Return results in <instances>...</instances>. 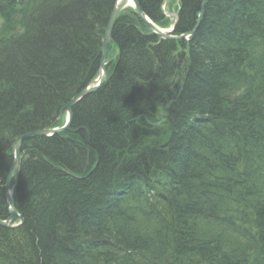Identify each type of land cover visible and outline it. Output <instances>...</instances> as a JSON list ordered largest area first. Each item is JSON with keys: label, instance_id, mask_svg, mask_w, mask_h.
<instances>
[{"label": "trees", "instance_id": "16d2710c", "mask_svg": "<svg viewBox=\"0 0 264 264\" xmlns=\"http://www.w3.org/2000/svg\"><path fill=\"white\" fill-rule=\"evenodd\" d=\"M138 1L171 24L164 0ZM117 2L0 0V219L15 140L63 125ZM200 4L180 0L177 35ZM196 35L121 13L106 84L68 132L24 144L0 264H264V0H210Z\"/></svg>", "mask_w": 264, "mask_h": 264}, {"label": "water", "instance_id": "95a60500", "mask_svg": "<svg viewBox=\"0 0 264 264\" xmlns=\"http://www.w3.org/2000/svg\"><path fill=\"white\" fill-rule=\"evenodd\" d=\"M204 5L207 4V0H203ZM128 7H131L135 10L137 16L150 28L152 33L159 36L162 40H172V41H178L182 39L191 40L196 29L192 33L184 34L181 36H173L171 35L173 30L176 27V24H174L173 27L170 29H161L158 27L155 23L151 21V19L145 14V12L142 10L141 5L139 4L138 0H120L117 5L115 6L108 25L105 32V37L103 41V45L101 48V55H102V61L98 70V78L87 88H85L83 91H81L71 102H69L61 111V120L66 115V123L61 128H55V129H44L35 131L33 133L25 134L18 138L16 141V147L14 152V162L12 165V168L10 170V173L8 175L5 189H6V201L8 205V210L10 212V217L7 220L0 219V227L6 228V229H13L16 227L21 226L24 223L23 217L19 214L15 204H14V181L15 179H18L20 175V169H21V144L22 141L26 138H43V137H49L53 135H59L64 132L69 131V129L72 126L73 122V107L82 101L85 97H87L90 94H93L97 92L108 80V73H107V57H108V50L109 45L114 43L113 40V31L117 22V19L119 15ZM202 17V13L200 14V18ZM168 107H165V111ZM165 114H163L164 116ZM70 140L71 138L68 137ZM72 140V139H71ZM70 175V174H69ZM77 178V177H75ZM79 179V178H77Z\"/></svg>", "mask_w": 264, "mask_h": 264}, {"label": "bare ground", "instance_id": "6f19581e", "mask_svg": "<svg viewBox=\"0 0 264 264\" xmlns=\"http://www.w3.org/2000/svg\"><path fill=\"white\" fill-rule=\"evenodd\" d=\"M201 1V4H200V7H199V12H198V14H197V20L195 21V23H193V26H194V28H193V30L191 31V32H189V34L190 33H192L194 30H195V28L196 27H198L197 29H196V31H195V33H194V35H193V37H192V39L191 40H193V39H195V37H197V35H196V33H197V31L199 30V28L201 27V25L203 26V24H204V19H205V15H206V10H207V7H208V5H209V2H210V0H207V4L206 5H204V1L203 0H200ZM165 5H166V2H165V0L163 1V6L165 7ZM170 8H169V4L167 3V7H166V9H163V10H165V11H167V14L165 15L166 17H168L169 19H171L172 18V15L168 12V10H169ZM202 13V17L200 18V14ZM142 21V20H141ZM153 23H155L153 20H151ZM178 21H179V18H178ZM143 22V21H142ZM144 23V22H143ZM145 24V23H144ZM156 24V23H155ZM146 25V24H145ZM147 26V25H146ZM170 26V25H169ZM147 29L150 31V28L147 26ZM177 29V28H176ZM176 29H175V31H176ZM181 35V34H180ZM182 35H184V33L182 34ZM164 41H167V42H176V41H172V40H164ZM101 61H102V55L100 54V64H101ZM107 62H109L110 63V59H109V53H108V57H107ZM96 80V79H95ZM95 80H93L91 83H89L85 88H87L88 86H90ZM106 84V83H105ZM104 84V85H105ZM103 85V86H104ZM102 86V87H103ZM101 87V88H102ZM84 88V89H85ZM100 88V89H101ZM83 89V90H84ZM99 89V90H100ZM82 90V91H83ZM81 92V91H80ZM96 93V92H95ZM94 94V93H93ZM78 95V94H77ZM76 95V96H77ZM91 95V94H90ZM75 96V97H76ZM89 96V95H88ZM87 96V97H88ZM74 97V98H75ZM73 98V99H74ZM86 98V97H85ZM84 98V99H85ZM72 99V100H73ZM83 99V100H84ZM71 100V101H72ZM70 101V102H71ZM82 101H80L79 103H81ZM79 103H77L76 105H78ZM75 105V106H76ZM62 111V110H61ZM61 111L59 112V115H58V118H57V120H56V123H60L61 122V117H60V115H61ZM46 130V129H45ZM32 133V132H31ZM26 134H29V133H26ZM25 135V134H24ZM54 136H57V135H53V136H49V137H43V138H53ZM38 138V137H37ZM33 139H35V138H33ZM32 138H26V139H24L23 141H22V144H21V157H22V154H23V147H24V144L27 142V141H29V140H33ZM18 139H16L15 140V142H14V144H13V151L15 152V147H16V141H17ZM21 165H22V163H21ZM197 174V173H196ZM205 186V185H204ZM212 189H207V192H206V188H205V190H203L202 192H203V194H205L206 193V195H207V197L208 198H210L211 196L210 195H213L214 194V192H212L211 191ZM212 198V197H211ZM209 200V199H208ZM7 220V219H6ZM83 247H85L86 249H88L89 251H91V252H93L94 251V249L92 248V247H90L89 245H88V243H86V244H84L83 245ZM85 251V250H84ZM78 259H80V257H78ZM77 259V260H78ZM78 262V264H83V262H81V261H77Z\"/></svg>", "mask_w": 264, "mask_h": 264}]
</instances>
